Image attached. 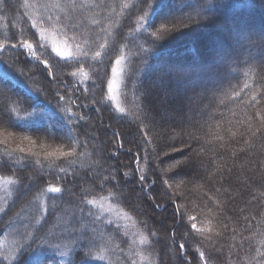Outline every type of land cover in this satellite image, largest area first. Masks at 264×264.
<instances>
[{"label": "trees", "instance_id": "16d2710c", "mask_svg": "<svg viewBox=\"0 0 264 264\" xmlns=\"http://www.w3.org/2000/svg\"><path fill=\"white\" fill-rule=\"evenodd\" d=\"M69 3L0 0V129L10 134L7 144L0 142V264H161L168 240L179 264H264V60L240 61L247 47L264 46L252 30L259 25L264 33V0H75V9ZM206 5L208 11H198ZM41 20L39 27L66 41L76 59L49 49L32 27ZM24 41L33 45V58ZM212 41L225 50L216 52ZM234 55L230 72L222 61ZM117 59L124 62L122 111L106 98ZM81 68L87 80L80 78ZM221 73L225 77L214 82ZM187 76L184 96L173 98L180 86L174 77ZM159 79L167 84L165 99L154 86ZM199 89L205 92L197 97ZM157 104L176 115H159ZM90 121L120 130L117 138L110 134L111 143L101 133V152L88 138ZM51 151L73 154L47 157ZM86 157L105 171L92 176L81 160ZM167 159L175 169L158 178L159 163ZM149 178L154 190L143 185ZM169 183L178 184L179 197ZM50 187L61 191L51 193ZM132 187L152 196L145 207L150 212L160 213L161 201L170 202L171 224L158 232L160 244L150 241L151 259L138 256L145 249L131 248L119 223L105 222L97 210L138 220ZM69 205L75 219L67 225L76 230L47 235Z\"/></svg>", "mask_w": 264, "mask_h": 264}, {"label": "rangeland", "instance_id": "374dc122", "mask_svg": "<svg viewBox=\"0 0 264 264\" xmlns=\"http://www.w3.org/2000/svg\"><path fill=\"white\" fill-rule=\"evenodd\" d=\"M68 2H70V0H67ZM100 2L102 0H99ZM192 8V7H191ZM209 9V5L205 6L202 10H199V12H205V11H208ZM242 20V19H241ZM200 28V27H199ZM260 26L259 25H255V27H253V31L256 32L257 34L260 35V38L259 39H262L264 38V33L263 31L260 30ZM205 30L206 28H203L202 30V33L200 34H204L205 33ZM201 31V30H200ZM199 31V32H200ZM40 34V33H39ZM56 37L53 36L52 34L50 36L47 37V42H48V45H49V49L54 52L52 50V42L55 41L56 44L58 46H61L63 47L64 44L55 39ZM211 42V41H210ZM213 42V46L215 48V51L216 52H220V50H225L220 44ZM212 44V43H211ZM261 43H257V44H254L255 45V49L253 50H249V48L247 47L244 52L242 51L243 53V56L242 54L237 51V55L241 54L240 56V61L242 60H245L247 58H258L257 56L260 55L261 57V60L263 61V55H264V51H263V48L264 46L260 45ZM68 50H70V48H68ZM71 51V50H70ZM74 51V50H73ZM55 53V52H54ZM56 54V53H55ZM237 55H234V56H230V57H227L225 58L222 63L228 67V70L230 72H234V67H233V60L236 59L235 56ZM60 57V56H58ZM62 58V57H60ZM62 59H65V58H62ZM117 61H119V63H117ZM124 62L117 59L113 65H112V68H111V73H110V77L108 78V82H107V95H106V98L107 100L112 103V106L113 108H115V110H118V111H122L124 110L123 107H122V104H121V93H120V82H121V79L123 77V72H124ZM113 69H116V72L115 74L113 73ZM87 73V72H86ZM88 74V73H87ZM79 76L82 80H87L89 75H87V78H85L83 75L80 74L79 72ZM221 78H218V79H214V82L217 83V81H220V79H223L222 77H225V74L224 73H221ZM180 77H174L173 79V84H179L180 86H178V88L175 90L176 91V94L173 96V98L177 97L180 99L184 96V90L186 89V85L187 84H190L191 80H189V76L187 77H181L180 79H178ZM113 81H115V83L113 84V89L112 91L110 92L109 91V84L112 83ZM155 89L156 90H162V98L165 99V93L167 91V84H164L162 79H159V80H156L155 82ZM194 91V90H193ZM195 94L199 95L197 97H200L204 94L205 91H203L202 89H199L198 91H194ZM146 93L148 94L149 91L146 90ZM153 94H151L152 96ZM123 100V99H122ZM78 101V99H77ZM76 103V102H75ZM79 106V105H78ZM188 108V106H187ZM65 109L68 111V112H72V109L71 107L69 106H66L65 105ZM122 109V110H121ZM156 109H157V112L159 115L165 117V116H168V117H173L174 115H176L175 112L171 113L167 110L164 109V105H161L160 106L157 104L156 106ZM108 112V111H106ZM174 114V115H173ZM191 113L189 112H185L184 111V115L185 117H189ZM105 117V114H103V118ZM175 119V118H173ZM104 120V119H103ZM104 123V124H103ZM62 125V124H61ZM195 125L197 126V123H195ZM95 127H97V132H98V135L96 134L95 132ZM116 126H114V128L111 127V125H108L106 124V121H102L100 122V124H97V122H95V124L93 125L92 124V121L89 122V127L87 129V135H88V138L91 140V143L97 148L98 152H101L103 146H102V143L104 140L102 137H101V133L103 134H106V139L107 142L111 143V136L110 134L111 133H115L116 135V138L118 137V133L120 132V130L117 131V129H115ZM133 127V126H132ZM132 127H129V130L132 128ZM3 128V127H1ZM112 130V131H111ZM109 132V133H108ZM7 136H10L9 135V132L5 131L4 129H0V142L3 144L5 143L4 140L6 139ZM145 139H146V135L143 136ZM123 140H124V137H123ZM22 141L18 142V143H21ZM124 146L125 148L127 147V143H126V139L124 140ZM7 144V143H5ZM15 149L16 148H22L21 146H14ZM124 148V147H122ZM119 149V147H118ZM179 149V148H178ZM176 151V150H175ZM167 153H169V151L167 150L164 154H163V157L166 158L167 156ZM129 155H127V153H123L122 157L123 158H128ZM134 157H132L131 159L133 160ZM83 162H85V165L88 164V166H91V170H94V172H91V175L94 176V174H101L103 171H105L104 167L102 168H97L96 165L98 164L96 161H93V160H90L89 158L87 159V157L85 159H81ZM116 160V159H115ZM131 160V161H132ZM143 159H141V162H142ZM181 159H178V161H180ZM137 160H135L132 164H138V162H136ZM82 162V163H83ZM140 162V163H141ZM172 161H169L168 159L166 160V162L162 161L161 163H159V166L158 168L160 169V171L157 169V175H158V178H160V175H159V172H161L162 174L166 175L167 173H170L173 169H175L174 165H173V162L170 163ZM114 159L110 160L108 162V165L110 168H112V166H114ZM164 163V164H163ZM109 168V170H110ZM137 170L140 171V168L137 167ZM113 172V171H112ZM160 173V174H161ZM144 180V177L143 179ZM148 180V179H147ZM147 180L146 182H144L143 185H146L150 188H152V190H154V185H153V181L151 178H149L150 183L147 185ZM156 180V178H155ZM176 182L180 184L179 181H177L176 179ZM157 183V181H156ZM133 186L135 187V184L132 182ZM168 184V183H167ZM171 184V187H170V191L176 195L177 197H179V187H178V184H173V183H169ZM133 188V187H132ZM25 190H28L29 189V185L27 184V186H25L24 188ZM125 191V190H123ZM156 192V191H155ZM154 192V193H155ZM125 193V192H124ZM132 195L131 196V199L133 200V204L135 206V209L134 211L132 212L134 214V216L137 217L138 220L134 219V221L130 218V217H127L126 214H124L123 212V215L119 212H116V218L114 217H111L110 214H106L103 212V208L101 207L100 209H97L99 210L102 214L101 216L104 218L105 222L107 223H113L117 226V223H119V227L125 231L127 233V236L129 237V246H131V248H134V249H145V252L146 254H144L143 252L139 251V250H136V251H139L141 253L138 254V256H146V257H150V259L152 258V252L151 251L152 247H151V243L156 247L158 244H160V234H158V232L160 233L161 232V235H162V227H164L165 225H170V221H168V212L166 210H168V207H169V203L167 200H162L161 202H164L162 203V205L164 204L165 206L163 207V210L160 212V213H153V212H150L149 209H145V207H148V200L152 199V196L150 194L148 195H141V193L136 190L135 188L132 189L131 191ZM157 193V192H156ZM230 193V192H229ZM229 195V194H228ZM230 196H232V198L235 196L234 193H231ZM154 197L156 198L155 194H154ZM191 196H189L187 198V201H191L193 199L190 198ZM148 199V200H147ZM170 200V199H169ZM144 201V202H143ZM33 204H30L29 206L25 207L23 210V212H20L18 214L17 217H19V219H22L25 217V212L26 211H29L33 208ZM92 206V205H91ZM93 208H95L94 206H92ZM183 203H180V208H183ZM74 206L73 205H69V206H66L65 208H63L62 212L56 217V219L51 223V226L50 228L47 229V235H51V234H60V233H65V232H68L70 230H76V226L73 225V226H68L67 224L72 221V219H75V212H74ZM96 209V208H95ZM136 209H138L139 211H137ZM143 209H145L146 211H143ZM166 211V212H164ZM187 216V215H186ZM145 218L148 219V223H145L144 220ZM191 216H188V219H190ZM18 218H16L17 220ZM160 219H163V222H161L162 224H160L158 221ZM194 222H191V225H193ZM161 225V226H160ZM26 224H23L21 227L23 230H26L27 227H25ZM158 226H160V231L157 230ZM84 225L80 224L79 227L77 226V229L81 230L83 229ZM147 233V237H148V241L146 240L145 243H141V240L144 239V236L142 234H146ZM159 237V240H158V243H157V237ZM72 238H79L81 239L82 237L81 236H78V235H71ZM95 238L94 234H91L90 235V241H89V244H92L93 243V239ZM151 241V243H150ZM164 241V240H163ZM165 244H166V259H164L163 257L161 258V264H179V261L177 260V258L174 256L175 253L173 251V248H172V244H173V241H164ZM147 243V245H146ZM147 246V248H146ZM160 250V249H159ZM186 254L187 252H184L183 254L180 253V255H183L186 257ZM189 257H191V254H188ZM154 259V258H153ZM147 261V258L145 259ZM165 262V263H163Z\"/></svg>", "mask_w": 264, "mask_h": 264}, {"label": "snow or ice", "instance_id": "6c2138e0", "mask_svg": "<svg viewBox=\"0 0 264 264\" xmlns=\"http://www.w3.org/2000/svg\"><path fill=\"white\" fill-rule=\"evenodd\" d=\"M25 7H29L28 4H25ZM41 7H47V5H41ZM55 7H60V5L57 3L55 5ZM69 7L75 9L77 7L76 3H75V0H70V3H69ZM61 11H63V8H61ZM48 20H51L52 17H48L47 18ZM58 19V18H57ZM43 21L41 20L40 22H37V21H33V24H32V27L34 28H37L39 30V33H40V36H41V39L44 40V39H47L48 37V31L47 29L45 28H41L39 27V23H42ZM23 47H26L28 48L29 50H31L33 48V45L28 43L27 41H24V43L22 44ZM52 50L60 57L62 58H65V59H76V57L73 55L72 51L68 50V46H67V42L65 41L64 42V46L61 47V46H58L56 44L55 41L52 42ZM77 51H79V49H77ZM34 55V53H33ZM97 56L100 55L99 52L96 53ZM117 63H119V61H117ZM79 72L81 75H83L85 78H87V73L84 72L83 68L79 69ZM116 72V69H113V73L115 74ZM73 75L75 76L76 73H73ZM115 83V81H113L112 83L109 84V91L111 92L112 89H113V84ZM10 135V134H9ZM25 139H27V137H25ZM34 143V142H33ZM21 151H23V149H21ZM73 153L70 151V152H64V151H51V152H47L45 153V155L47 157H55V156H70L72 155ZM38 155V154H37ZM141 179H143V177H141ZM49 192L51 193H59L61 191L60 188L58 187H50L48 189ZM192 228L195 229L196 228V225L193 224L192 225ZM146 240L142 239L141 240V243H145ZM184 246L181 245V248H183ZM201 258H203V253H201Z\"/></svg>", "mask_w": 264, "mask_h": 264}]
</instances>
